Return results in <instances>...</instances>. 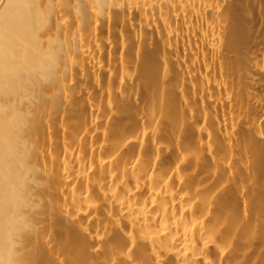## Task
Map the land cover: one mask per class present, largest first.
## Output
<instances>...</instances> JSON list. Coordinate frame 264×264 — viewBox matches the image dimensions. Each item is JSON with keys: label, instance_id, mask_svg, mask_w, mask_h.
Returning a JSON list of instances; mask_svg holds the SVG:
<instances>
[{"label": "bare ground", "instance_id": "bare-ground-1", "mask_svg": "<svg viewBox=\"0 0 264 264\" xmlns=\"http://www.w3.org/2000/svg\"><path fill=\"white\" fill-rule=\"evenodd\" d=\"M0 264H264V0H0Z\"/></svg>", "mask_w": 264, "mask_h": 264}]
</instances>
